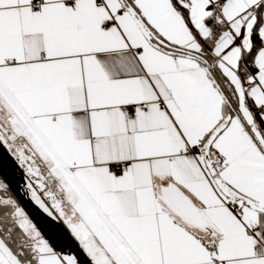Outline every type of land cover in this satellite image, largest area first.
Masks as SVG:
<instances>
[{
    "label": "snow or ice",
    "instance_id": "6c2138e0",
    "mask_svg": "<svg viewBox=\"0 0 264 264\" xmlns=\"http://www.w3.org/2000/svg\"><path fill=\"white\" fill-rule=\"evenodd\" d=\"M0 264H264V0H0Z\"/></svg>",
    "mask_w": 264,
    "mask_h": 264
},
{
    "label": "water",
    "instance_id": "95a60500",
    "mask_svg": "<svg viewBox=\"0 0 264 264\" xmlns=\"http://www.w3.org/2000/svg\"><path fill=\"white\" fill-rule=\"evenodd\" d=\"M28 207H29V210L31 211V206L29 205ZM34 218H35V216H34ZM38 222H39V221H38Z\"/></svg>",
    "mask_w": 264,
    "mask_h": 264
}]
</instances>
